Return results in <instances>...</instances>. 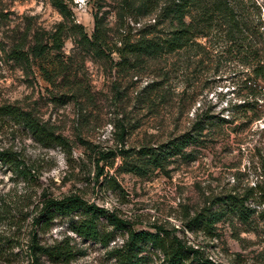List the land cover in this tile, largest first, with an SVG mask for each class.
I'll list each match as a JSON object with an SVG mask.
<instances>
[{
	"label": "rangeland",
	"instance_id": "1",
	"mask_svg": "<svg viewBox=\"0 0 264 264\" xmlns=\"http://www.w3.org/2000/svg\"><path fill=\"white\" fill-rule=\"evenodd\" d=\"M71 1V21L88 37L94 29L93 14L103 16L110 45L121 32H128L127 24L136 34L152 22L148 18L134 25L128 19L120 27L115 19L118 0ZM249 16L264 33V0H250ZM64 22L49 0H0V105L31 110L69 146L46 148L22 127L10 121L0 124V150L11 149L22 164L0 163V264H27L34 233L41 245L50 247L67 237L76 252L68 264H118L115 250L128 230L160 232L169 241L176 237L199 250L191 264L205 260L264 264L261 205L245 203L257 212L247 225L228 212L211 236L201 223L206 210L219 207L221 197L244 196L256 186L264 187V102L258 101L257 108L263 111L260 120L248 123L237 113L246 87L237 60L218 48L200 64L171 55L149 59L141 69L126 73L114 66L115 53L106 50L97 56L86 51L69 30L61 51L32 57L36 40L45 44ZM18 51L28 61L16 60ZM46 70L51 77L45 76ZM74 88L79 90L77 96ZM200 117L211 125L166 158L162 170L152 168L138 176L121 169L120 149L128 153L129 161L137 158L141 147L167 149L169 142L190 132ZM119 121L128 126L122 144L115 127ZM22 166L31 169V177L23 178ZM70 195L104 209L105 217L115 215L124 221L125 229L111 228L102 217L99 228L111 235L103 247L70 232L66 225L70 218L55 216L46 228L35 225L43 201ZM142 248V264H162L159 250L150 245ZM41 261L54 264L45 257Z\"/></svg>",
	"mask_w": 264,
	"mask_h": 264
},
{
	"label": "trees",
	"instance_id": "2",
	"mask_svg": "<svg viewBox=\"0 0 264 264\" xmlns=\"http://www.w3.org/2000/svg\"><path fill=\"white\" fill-rule=\"evenodd\" d=\"M49 2L66 23L59 24L55 31L50 33L45 44L36 40L30 51L32 57H43L50 50L61 51L65 44L63 36L68 30L78 37L79 45L86 51L97 56L103 55L106 50L115 53L117 60L114 66L126 73L141 69L149 59H166L171 55L187 57V60H194L200 64L202 58L212 50L223 49L220 53L230 54L237 60L245 74L244 101L238 106L237 113L241 112L248 123L260 120L263 116V111L257 106L258 101L264 102V33L260 30L261 26L249 16L250 0H118L115 19L120 27H123L128 19L134 25L148 18L152 22L141 26L136 34L131 33V27L127 24L128 32H121L114 45H110L109 28L105 25L102 15L93 14L94 29L88 37L81 26L71 21L72 14L69 8L71 0ZM14 57L16 60L28 61V56L21 51L15 52ZM44 74L47 77L52 75L47 70ZM147 89L148 87H145L141 94ZM73 91H76L77 96L79 90L74 88ZM82 95L85 97L87 93ZM7 121L22 127L43 147L69 148L67 140L57 133L53 126L40 121L31 110H24L15 104L0 105V124ZM120 122H117L115 127L118 130V141L122 144L128 126ZM210 125V122L200 117L190 132L178 140L169 142L167 149H161L159 146L152 149L141 147L137 152V158L131 161L127 158L128 153L120 149L118 155L122 157L121 169L138 176L145 175L148 169L162 170V163L166 158L180 152L193 139L201 136ZM20 162V156L11 149L0 150L1 164L19 166ZM20 174L25 179L32 176L31 169L24 166ZM248 201L263 207L258 214L264 220V187L256 186L244 196L225 195L219 199V207L214 212L206 210L201 223L208 235H212L211 231L215 224L228 212L237 215L242 224H249L251 216L257 212L246 206L245 203ZM42 203L41 211L35 218V225L39 228H46L55 216L70 218L66 223L70 232L103 247L110 243L111 235L99 228L102 217L111 228L125 229L124 221L115 215L105 217L104 209L93 204L88 205L75 195L60 201L47 200ZM73 215H77L76 219L72 217ZM143 245H150L152 249L159 250L163 256L162 264H191L190 259L199 253L198 249L187 247L176 237L169 241L162 237L160 232L151 234L128 230L126 240L120 249L115 250L114 257L117 263L142 264L144 257L139 256V253L144 250ZM27 250L30 259L27 264H43L41 261L43 257L54 264H68L76 255L67 237L50 247L41 245L36 233L32 235ZM203 263L212 264L207 260Z\"/></svg>",
	"mask_w": 264,
	"mask_h": 264
}]
</instances>
